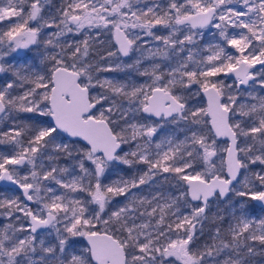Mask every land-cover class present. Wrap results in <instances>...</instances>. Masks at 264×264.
Here are the masks:
<instances>
[{
	"label": "snow or ice",
	"instance_id": "6c2138e0",
	"mask_svg": "<svg viewBox=\"0 0 264 264\" xmlns=\"http://www.w3.org/2000/svg\"><path fill=\"white\" fill-rule=\"evenodd\" d=\"M51 5L52 0H0V22L7 24L6 29L0 27V44L6 41L9 53L43 44L45 54L39 63L50 65L28 75L16 71L0 84V124L12 111L29 114L31 121H12L6 130L0 128V144H15L19 155L16 159L0 153V182L20 190L18 195L0 192V264H207L208 257L228 248L236 255L225 256L219 264H244L240 246L224 240L219 227L212 243L197 247L195 242L197 224L207 216L212 198L233 193L242 210L249 202L264 204V96L248 93L255 103L243 102L237 94L226 95L220 79L223 74L233 78L236 88L253 81L264 89V79L257 80L264 74V0H168L167 8L157 2L145 9H135L133 0H61L55 14H48ZM173 22L192 30L178 42L181 45L194 43V37L203 36L202 30L209 27L222 43L205 45L212 55L198 62L202 64L198 69L188 70L191 50L183 63L167 72L157 74L160 65L153 64L151 71L139 72L149 78L143 84L91 75L93 70L112 73L139 65V58L128 65L115 59L140 48L147 50L143 59L167 58L161 48L177 43L171 39L174 33L158 36L155 30ZM141 33L162 44L154 51L152 41L138 43ZM4 55L0 49V61ZM5 71L0 63V72ZM177 73L180 87L206 96V106L190 103V96L176 92ZM17 80L25 90L12 96ZM97 87L110 95L90 96ZM74 93L85 103L69 114ZM113 97L128 101L125 119L128 112H142L150 122L133 121L119 134L108 130L100 137L93 129L103 121V113L122 106ZM98 108L99 119L93 115ZM152 117L161 122H151ZM72 120L81 126H74ZM167 121L185 122L180 129L186 133L183 139L160 134ZM129 129L131 135L125 136ZM29 132L25 143L23 137ZM60 133L79 136L89 147L81 150L73 165L45 166L41 160L37 166L43 149ZM132 140L137 141L136 148L124 152ZM67 148V144L54 145L57 151ZM129 155L137 159L129 160ZM25 161L29 171L23 175L10 167H23ZM115 162L128 167L137 163L144 170L105 182ZM73 169L77 174L69 176ZM164 174L180 183L177 195L139 194L141 186ZM181 201L187 202L189 211L180 208ZM225 232L231 241L247 234V240L264 245V215L242 211L238 218L233 215ZM53 233L55 243H46L44 237ZM83 241L86 247H78ZM254 251L249 248L247 254Z\"/></svg>",
	"mask_w": 264,
	"mask_h": 264
},
{
	"label": "rangeland",
	"instance_id": "374dc122",
	"mask_svg": "<svg viewBox=\"0 0 264 264\" xmlns=\"http://www.w3.org/2000/svg\"><path fill=\"white\" fill-rule=\"evenodd\" d=\"M157 2L159 3L160 8H167L168 0L148 1V6H152L153 4H156ZM160 8H157V9L160 10ZM13 10H15V9H13ZM48 10H49V7H48ZM48 14H50L49 11H48ZM53 14H55V12H53ZM252 19H255V17H253ZM257 23H259V22L257 21ZM0 27H4L6 29L7 24L5 22H0ZM136 31L139 32V29H136ZM155 31H156V35H158V36H168L170 33H174V35L171 36V39L176 41L177 43H175L174 45L170 44L167 49L161 48V53L166 52L167 58H164L163 55H157L155 60L143 59V57L145 55H147V50H146V48H140L139 50L131 53L130 56L126 59H123L121 57L115 59V63H117V64L128 65V64H133V62L139 58L141 60V63L139 65H134L131 68L125 67L120 71H116V72H112V73H96L95 70H93L91 75L94 78L100 79V80H103L105 78V76H107L108 78L115 79L117 81H125L127 78L122 79V77L123 76H130V70L129 69H132L137 74V76H140L139 72L144 71L145 69H148L149 71H151L153 64H159L160 65V68L156 70L157 74H159L160 72H167L170 69L176 67L177 65L183 63L186 60V58L189 56V50H191V55H192L193 59H192V61L189 62L188 70L198 69L199 67L202 66V64H200L198 62H201L207 56L212 55L211 52L205 50V45L215 44L218 42L222 43V41L219 40L218 32L211 27L202 30L204 33L203 36H200L199 34L196 35L194 37V41H195L194 43H189V42L185 41L183 45H181L178 42L181 40H184L185 35H187L189 32L192 31L187 25H179L178 26L173 22L172 24L169 25L168 28H159L158 27ZM236 31L238 32L239 29H237ZM92 35H96V33L93 32ZM140 35L142 38L138 43L143 44L144 41H152V44L150 45V47L154 51L157 47H159L162 44V41L153 40L152 37H149V36L144 35L142 33ZM43 37H44V39H46L47 34H44ZM101 39L107 40L108 37L103 36V37H101ZM41 47L43 48V51L39 50ZM181 48H183V50H181ZM0 49H2L3 52L5 53L4 58L2 61H0V63H2V64H7L8 62L17 63L18 65H22L21 67L24 71L28 70L29 72L33 71V69L36 70L37 65H38L37 64L38 62H34V59H32L29 54L31 53L32 55L33 54L37 55L38 57L36 60H39L41 58V56H43L45 54V48H44L43 44H41L39 46V48H34L31 50H24L22 55H20V56L15 55L14 53H9L8 44L6 41L3 44H0ZM48 51H52V50L49 49ZM259 67L260 66H257V71H259ZM176 79H177V85L176 86L180 87V85H179V79H180L179 73L176 74ZM220 79L223 80V82H224L225 94L226 95L227 94H237L239 96V99L243 102L255 103V101H252L249 98L248 93H253L256 95L264 96V89L260 88L259 84L255 83L253 81L248 86L243 88L242 92H238L236 89V86L232 80L227 79L225 77V75H223V74H221ZM262 79H264V74L257 76V80H262ZM143 80L141 81V84L145 83V80H149V78L143 77ZM93 81L95 82V79ZM228 85H232V87L229 88ZM24 90H25L24 88H20L19 93H11V94H12V96H16V95L21 94ZM195 91H196V89L193 88L192 93H194ZM177 93L179 94L180 92L177 91ZM188 94L190 95V101H189L190 103H199V104L205 106L204 100L202 97L192 95L191 93H188ZM108 95H110V93H108L106 90L105 93H100L99 97L108 96ZM112 99L116 100V97H113ZM116 103L117 104L122 103V106L120 108L112 106L111 113H108V112L103 113V118L106 119L112 126H113L112 123L115 124V122L118 120V118H119L118 116H122V117L125 116L123 110L128 109L130 107L127 100H116ZM108 106L109 105L107 103L103 104L104 108H107ZM132 107H135V106L132 105ZM135 113L136 112H128L127 113V117H128L127 119L130 120V119L134 118ZM93 115L100 118L101 109L98 108L97 111L95 113H93ZM133 121H135V120H132L131 122H133ZM147 123H149V122H147ZM179 126L180 125H178L176 127H179ZM185 127H186V124L184 127L182 126L178 130H175L174 132L168 133L164 136L174 135V136H177V139H183V137L186 133L183 131H180V129H183ZM161 129H162L161 132L167 130L164 125ZM178 133H181V134L178 135ZM158 138L159 137H157V139ZM243 139L244 138L241 137V140H243ZM78 143H79L78 141L67 139L66 137H64L60 133L55 137V139L53 141L49 142L47 147H49V154L52 155V154L58 153V151L54 149L55 144H60V145L67 144L68 151L72 150L73 151V157L77 158V159H71L72 161L70 163L63 164V165H73L76 160L80 159L79 153L77 154V151L79 150L78 149V146H79ZM7 145L11 149V153H8L5 155L13 156V158L17 159L19 157V155L17 153V150L15 151V149L17 148L16 145L11 144V143L7 144ZM5 147H6V145H5ZM135 148H136V145L134 144V148H132V149H135ZM20 151L22 152V149H20ZM5 153H7V151ZM41 160L43 162L42 157H40L37 160V166L39 165ZM10 167L19 170L20 175H23L24 173L29 171V166H28L26 161H25V164L23 167H21L20 165H14V166L10 165ZM113 167L114 166L112 164L111 167L109 168L108 173L106 174V178H107V175L109 176V175L115 173V172H112ZM143 170L144 169H142V171ZM75 174H77V170L73 169V171H71L69 173V176L75 175ZM170 176H171L170 174L161 175V177H163V178L164 177H170ZM117 178H121V177L119 176ZM117 178H114V179H117ZM127 178H125V179H127ZM154 178L155 177H153L152 180H155ZM172 181H174V180H172ZM105 182H109V181H105ZM52 186L55 187L54 184ZM0 192H6L7 194H10V195L11 194H17V195L19 194V192H15L11 189H6V188L0 189ZM177 193L178 192H176L173 195H177ZM41 194H43V192ZM163 194H166V191H164ZM142 196H146V195L143 194ZM240 203H241V200L238 197H236L233 193H230L227 197H225L223 199L213 198L210 201L211 206L208 210L207 216L202 217L200 220V223L197 224L198 239L196 240L195 245L197 247H199V246H202L205 244V243H200L201 242L200 236L203 234L200 231V229L204 230L203 227H204V224L206 221H208L207 223H209V222L211 223L216 217H221V216L224 217L223 222L225 223V228H222L221 231H223V235H228L227 232H225V229H227L230 222H233V215H235V217L238 218L241 215L242 211L243 212H249L250 215H256V216L264 215V209L261 207H258L253 202H249L246 205V208L243 210L239 207ZM180 208L185 212L189 211V209L187 208V202H185V201L180 202ZM233 209H235V213H233ZM137 223H139V221H137ZM216 228L217 227L215 225L212 226V228L205 227L204 233L206 234L207 237H209L207 239L211 240L212 234ZM246 235L244 237H241V239L238 241H231V238H229V240L231 241L230 243L238 244L240 246L239 247V253L241 256L245 257L244 264H264V245H262V244L259 245L258 241L253 242L255 240H247ZM256 235H260V233L257 232ZM251 241L253 243H255V251L252 254L248 255L247 253H248V249L250 248L249 244L251 243ZM210 243H212V241H209V244ZM217 243H218V246H222L219 244V241ZM129 251H131V249H129ZM235 255H236L235 251L232 250L231 248H228V249H225L218 256L208 257L207 258V264H211V263L212 264H219V262L221 260H223L225 258V256H235Z\"/></svg>",
	"mask_w": 264,
	"mask_h": 264
},
{
	"label": "trees",
	"instance_id": "16d2710c",
	"mask_svg": "<svg viewBox=\"0 0 264 264\" xmlns=\"http://www.w3.org/2000/svg\"><path fill=\"white\" fill-rule=\"evenodd\" d=\"M148 1H153V0H146V2H145V0H133V7L135 9H145L146 7H148ZM60 4H61V0H52V5L49 7V10H48L50 12V14H53V12L56 11V9L58 7H60ZM158 10L159 9H157V11ZM31 58L32 59H37V55H34L33 54L31 56ZM3 65H4L5 69H6V71L0 73V83L1 84H3L5 81H7L12 76V74L14 72H16V71H19L21 75H28V74H31L32 73V71L31 72L28 71V72H26L24 74L21 65H18L17 63L8 62L7 64H3ZM48 67H49V65L43 64V67L41 68V70L42 71H45ZM129 70H130V75H136V73L132 69H129ZM16 83H17V87H15L14 89H12L11 90V93H19L20 87H18V85L21 84V83H23V82L17 80ZM28 118H29V114H23V113H18V112L12 111V112L8 113V119L7 120H4L3 121V124H0V128L6 130V126H8L9 124H11L12 121L27 122V123L30 124L31 121L28 120ZM112 124H113V126H112L113 127V130L116 131V125H115L116 122H115V124L114 123H112ZM21 126H23V125L21 124ZM29 135H31V132H29L28 135H25L23 137V140H24L25 143L27 142ZM5 145H6V147H5ZM78 145H79L78 146V149L79 150L77 151V154L80 153L81 150H86L87 149V147L84 144H82V143H78ZM16 150H17V148L15 149V151ZM6 151H7V153H5ZM68 152L71 153L70 156L67 154ZM0 153H4V154L11 153V149L8 147L7 144H0ZM48 156H52L54 158L55 157H59L60 159L59 160L54 159L52 161H49L47 159ZM41 157L43 159V164L45 166H51L52 164H60V165L68 164V163H70L72 161L71 159H77V158H74L73 157V151L72 150L68 151V149H67V152H65V151H58V153H55V154L50 155L49 154V147L43 149V152H42ZM127 159H132V158L129 155V156H127ZM113 166L114 167L112 169V172H115V173H113V174H111L109 176L107 175V178H105V181H110V180H112V179L117 178V177L120 176L119 175V168L117 167V164L116 163H113ZM121 171H122V174H123V177L124 178H127V177H129L131 175V172L129 171L128 168H122ZM0 189H2V188L0 187ZM216 218L211 223L210 222L207 223L208 221H206L205 224H204L203 229L205 230V227L212 228V226H214V225L217 228L219 227L221 230H222V228H225V223L223 222L224 220L223 221H220V220H218ZM115 227L116 226H113V228H115ZM204 230H202V233L203 234L200 236V238H201V242L200 243H209V241H211V240L207 239L209 237L206 236V234L204 233ZM221 234H222L221 237L224 240H227V241L231 242L229 240L230 237L228 235H223V231H221ZM44 239H45L46 243H55V234L53 233L51 236H47L46 235L44 237ZM253 242H256V241H253ZM253 242L251 241V243L249 244V247L252 248V249H255V243H253ZM259 245H261V244L259 243ZM78 247H80V248L86 247L84 241L80 245H78ZM37 255H39V253H37ZM25 264H27L26 261H25Z\"/></svg>",
	"mask_w": 264,
	"mask_h": 264
},
{
	"label": "flooded vegetation",
	"instance_id": "af4514ba",
	"mask_svg": "<svg viewBox=\"0 0 264 264\" xmlns=\"http://www.w3.org/2000/svg\"><path fill=\"white\" fill-rule=\"evenodd\" d=\"M54 12H56V11H54ZM42 39H44V37L42 36ZM35 48V47H34ZM33 48V49H34ZM40 51L42 50L43 51V48L41 47L40 49H39ZM24 51V50H23ZM23 51L21 52V54L20 55H22V53H23ZM20 55H18V56H20ZM30 56H32V54L30 53L29 54ZM38 57V56H37ZM42 57V56H41ZM121 58H123V59H126V58H128V57H121ZM40 60V59H39ZM39 60H36V59H34V62H38L37 64V69H36V71H38V72H43L42 70H41V68L43 67V64H40L39 63ZM22 66V65H21ZM49 67H50V65H49ZM23 70V69H22ZM23 72H24V74L26 73V72H28V70H26V71H24L23 70ZM1 73V72H0ZM226 77V76H225ZM125 78H127L125 81L129 84V85H131V84H133V83H137V84H141V81L143 80V77L142 76H137V74L136 75H130V76H123L122 77V79H125ZM139 78V79H138ZM227 78V77H226ZM227 79H229V80H232L233 81V78H227ZM144 81V80H143ZM146 81H148V80H145V82ZM252 81H250L249 82V84L251 83ZM93 83H95L94 81H93ZM234 83V82H233ZM246 86H248V85H244V86H241L240 88H236L237 89V91L238 92H242V89L243 88H245ZM27 87V85H25V88ZM176 92L177 91H179L180 93L179 94H184V95H187V96H190L189 94H188V92H185L181 87H177L176 86ZM106 92V89L105 88H100V87H97V88H95L94 90H92L91 92H90V96H94V97H97V98H99V95H100V93H105ZM203 98V97H202ZM116 100H122V98H116ZM204 100V99H203ZM91 102H94L95 103V101H91ZM103 103V102H102ZM204 105H205V102H204ZM206 106V105H205ZM119 118H118V120L116 121V131H114L113 130V127H112V125L109 123V125L111 126V128H112V130H113V132L115 133V134H119V133H121V130L122 129H124L125 128V125L126 124H128V123H131V121L132 120H135V121H138V122H140V123H147V122H150V120L149 119H146L145 117H146V114H144V113H142V112H136L135 113V115H134V118H132V119H130V120H128V119H125V116L124 117H122V116H118ZM97 118H99V117H97ZM128 118V117H127ZM104 119V118H103ZM106 120V119H105ZM151 122H157V123H159V122H161L160 121V119L159 118H155V117H152L151 118ZM163 125L166 127V131H163V132H161L162 131V129L160 130V134H162L163 136L164 135H166V134H168V133H171V132H174L175 130H178L179 128H181L182 126L184 127L185 126V122H180V123H178V124H173V123H171L170 121H167V122H163ZM178 125H180L179 127H176V126H178ZM125 136H130L131 135V130L129 129L128 130V132H125V133H123ZM181 133H178V135H180ZM175 138L177 139V136H175ZM69 140H74V139H69ZM75 141H78V140H75ZM79 143H81L80 141H78ZM83 144V143H82ZM134 144L135 145H137V141H135V140H132V141H130L129 142V144H127V145H125L124 146V149H123V151L124 152H127V151H129L130 149H132V148H134ZM85 145V144H84ZM86 146V145H85ZM87 147V146H86ZM120 155H123V152H120L119 153ZM130 157L132 158V159H129V160H133V161H135L137 158L136 157H133V156H131L130 155ZM116 163V162H115ZM117 164V167L119 168V175H120V177L121 178H124L123 177V174H122V168H128L129 169V171L131 172V175L128 177V178H130V177H133L134 175H138L141 171H142V169H144V167H143V165H140V164H137V163H134L133 164V166L132 167H128V166H126V165H124V164H122V163H119V162H117L116 163ZM155 180H151L150 182H148L146 185H143V186H141V188L138 190L139 191V194L140 195H143V194H145L147 197H149V198H151V196L154 194V193H162L163 194V192L164 191H166V194H168V193H171L172 195L173 194H175L176 192H178V191H180L181 189H180V183L175 179V178H173L172 176H170V177H161V175L160 176H155V178H154ZM172 180H174V181H172ZM6 189H9V188H6ZM14 191V190H13ZM15 192H19V191H15ZM165 194V195H166ZM120 198H117V200H119ZM213 199V198H212ZM211 199V200H212Z\"/></svg>",
	"mask_w": 264,
	"mask_h": 264
},
{
	"label": "water",
	"instance_id": "95a60500",
	"mask_svg": "<svg viewBox=\"0 0 264 264\" xmlns=\"http://www.w3.org/2000/svg\"><path fill=\"white\" fill-rule=\"evenodd\" d=\"M184 25H187V24H184ZM188 26V25H187ZM189 27V26H188ZM190 28V27H189ZM22 51L20 52H17V53H14L15 55H20ZM226 76V75H225ZM227 78H230V76H226ZM241 86H244V85H241ZM240 86V87H241ZM204 99V102H205V105L207 103V97H203ZM85 103V100L83 98H81L79 96V94L77 93H74L71 98H70V110H69V114L71 113H74L76 110H78V108L83 104ZM91 103H94V102H91ZM145 114V113H144ZM99 119V118H98ZM72 123L74 126L76 127H80V122L79 121H76V120H72ZM110 130L112 131L113 134H115L111 128V126L109 125V123L107 122V120L103 119V121L96 127L93 129V131L95 133H97L100 137H103L106 132ZM64 137H66L67 139H74V140H78L80 141L81 143L85 144L87 146V148L89 147L88 145V142L84 139H82L81 137L77 136V137H71L69 136L67 133H61ZM100 155H102V152L98 153ZM19 159V157L17 158ZM0 187L2 188H9L11 190H14V191H20L18 188L15 187V185H9L7 182H0ZM255 205H257L258 207H261L264 209V204H261V203H258V202H253ZM85 245H86V241H84Z\"/></svg>",
	"mask_w": 264,
	"mask_h": 264
}]
</instances>
